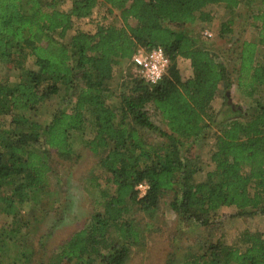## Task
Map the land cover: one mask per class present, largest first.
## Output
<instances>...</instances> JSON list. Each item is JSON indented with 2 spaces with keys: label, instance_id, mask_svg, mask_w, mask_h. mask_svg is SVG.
<instances>
[{
  "label": "trees",
  "instance_id": "16d2710c",
  "mask_svg": "<svg viewBox=\"0 0 264 264\" xmlns=\"http://www.w3.org/2000/svg\"><path fill=\"white\" fill-rule=\"evenodd\" d=\"M100 3L109 14L118 11L121 23H99L93 31L76 27L65 40L75 20L90 17ZM241 3L257 5L250 22L255 35L235 39L227 62L186 25L212 22L210 5L233 13ZM59 4L0 0V64L21 72L17 82L0 76V203L9 217L0 228V264H123L147 228L128 218L132 207L152 213L167 194L182 220L204 227L223 206L235 207L237 216L264 215V0H71L67 10ZM232 23L223 22L220 34L231 33ZM158 46L173 60L165 75L156 84L137 77L120 94L119 106H110L114 66L131 64L138 47ZM29 58L34 68H26ZM179 58L189 61L190 77L178 74ZM229 80L255 107L218 120L212 101ZM60 90L73 95L71 107L52 113L48 123L36 120L34 113ZM147 104L165 124L163 140L150 142L140 131L158 129ZM76 131L97 155L87 187L98 189L102 208L44 262L42 253H34V216L23 206L32 192H48V153L70 158ZM208 132L212 167L195 182L196 169L188 170L181 147ZM144 181L148 188L139 196L136 186ZM178 264H264V236L244 230L233 244L202 241Z\"/></svg>",
  "mask_w": 264,
  "mask_h": 264
},
{
  "label": "rangeland",
  "instance_id": "374dc122",
  "mask_svg": "<svg viewBox=\"0 0 264 264\" xmlns=\"http://www.w3.org/2000/svg\"><path fill=\"white\" fill-rule=\"evenodd\" d=\"M70 3L71 0H60L59 7L67 10ZM256 7V3H252V6L241 3L235 12L230 13L221 5H210L208 8L214 12L212 22L207 24L196 22L186 25V27L199 32L212 50L222 60L228 62L230 57L225 52L226 49L233 47L235 39H253L255 34L250 27V22L252 11H255ZM106 9L107 5L100 3L90 17L75 20L65 40L69 39L76 27L93 31L96 24L99 23L119 25L121 23L119 12L115 11L109 14ZM227 20L233 22L232 32L221 35L219 27ZM177 27L178 25H175V28ZM26 68H34L32 58L28 59ZM176 68L182 78H188L192 74L190 63L186 59H177ZM20 73L19 69L9 64H0V76L7 79L8 82L19 81ZM231 77L234 80L233 72ZM136 78L130 62L123 60L115 65L113 76L108 82L107 103L117 108L120 94L130 91ZM233 80L221 82L212 101V107L218 113V120L226 114H231L232 110L236 112L238 108L255 107V103L250 98L240 96ZM229 82L232 83L228 86ZM261 94L264 95V92ZM73 101V95H65L60 90L58 94L49 97L42 104L39 110L34 113V117L38 121L48 123L52 113L58 109H69ZM146 110L158 129L140 128L142 135L150 142L163 140L160 131L165 130L166 127L161 116L152 104H147ZM209 134L210 132L205 137L189 139L181 147L188 170L196 169L192 176L195 182L201 181L205 177V173L212 167L208 159V149L212 141ZM71 141L74 153L70 158H61L55 150H50L48 153L51 167L48 192L45 194L40 191L32 192L31 202L23 206L24 211L31 210V214L34 216L32 220L30 219L32 223H35L33 229L34 253L36 255L42 253L43 258L41 259L44 262L62 240L84 227L89 223L91 216L97 211H101L102 208L98 189L87 187V178L95 168L97 155L85 147L81 131L74 132ZM171 198V194L161 198L152 213L143 212L135 205L132 207L128 218L133 219L137 224L140 222L141 225L146 222L147 228L142 230V238L129 248L128 257L123 264H170L169 261L172 264H178L187 250L197 249L202 241L217 240L233 244L239 242L240 234L244 230L260 231L264 236L263 214L237 216L235 207L223 206L211 214L210 222L206 225L207 227H204L182 220L170 208ZM2 208L3 204L0 203V228L5 221L9 220L8 214ZM40 241L45 244L43 249L38 245Z\"/></svg>",
  "mask_w": 264,
  "mask_h": 264
},
{
  "label": "built area",
  "instance_id": "2783aa9c",
  "mask_svg": "<svg viewBox=\"0 0 264 264\" xmlns=\"http://www.w3.org/2000/svg\"><path fill=\"white\" fill-rule=\"evenodd\" d=\"M207 34V33H206ZM173 60L162 47H138L131 57V65L136 77L148 84H156L167 72ZM148 185L141 182L137 185L141 195Z\"/></svg>",
  "mask_w": 264,
  "mask_h": 264
},
{
  "label": "bare ground",
  "instance_id": "6f19581e",
  "mask_svg": "<svg viewBox=\"0 0 264 264\" xmlns=\"http://www.w3.org/2000/svg\"><path fill=\"white\" fill-rule=\"evenodd\" d=\"M145 182V181H144ZM148 185V184H147ZM148 188V187H147ZM136 189H137V186H136ZM139 190V189H138ZM146 191V190H145ZM143 195V194H142ZM141 193H140V190H139V196H142Z\"/></svg>",
  "mask_w": 264,
  "mask_h": 264
}]
</instances>
